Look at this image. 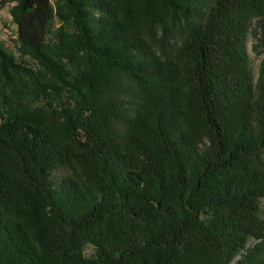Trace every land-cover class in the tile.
I'll return each mask as SVG.
<instances>
[{"label": "trees", "instance_id": "obj_1", "mask_svg": "<svg viewBox=\"0 0 264 264\" xmlns=\"http://www.w3.org/2000/svg\"><path fill=\"white\" fill-rule=\"evenodd\" d=\"M14 1L0 264H256L264 0Z\"/></svg>", "mask_w": 264, "mask_h": 264}, {"label": "rangeland", "instance_id": "obj_2", "mask_svg": "<svg viewBox=\"0 0 264 264\" xmlns=\"http://www.w3.org/2000/svg\"><path fill=\"white\" fill-rule=\"evenodd\" d=\"M3 0H0L2 3ZM7 3L1 6L0 9V42L4 43L7 49L14 54H17L18 51L16 49V40H17V25L13 21V17L10 13V8L15 5L14 0H6ZM182 36L178 37L177 42H174V55L178 54L179 48L182 44ZM256 43L255 37L253 35L250 36L248 43V52L250 56V61L252 68L256 77L258 76L262 57L258 52H255L254 45ZM262 217L264 218V199L262 200ZM251 247V259L253 258L256 264H264V242L250 243ZM87 256L94 254V248L92 246H88L86 249Z\"/></svg>", "mask_w": 264, "mask_h": 264}]
</instances>
